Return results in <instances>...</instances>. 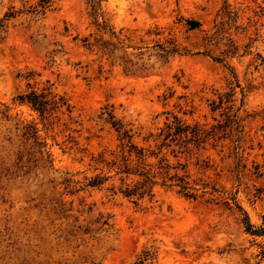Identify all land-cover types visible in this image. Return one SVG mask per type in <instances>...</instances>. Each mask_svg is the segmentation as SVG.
<instances>
[{
  "label": "rangeland",
  "instance_id": "1",
  "mask_svg": "<svg viewBox=\"0 0 264 264\" xmlns=\"http://www.w3.org/2000/svg\"><path fill=\"white\" fill-rule=\"evenodd\" d=\"M37 1L0 0V20L15 13L0 31V105L37 120L14 97L48 79L73 106L74 122L48 132L51 169L0 182V264H132L141 250L153 251L147 264H264V238L222 204L230 193L252 224L264 219V0H101L95 14L89 0H50L33 15ZM159 44L179 53L158 58ZM233 80L243 94L244 160L236 165L226 147L166 151L171 162L186 163L190 181L208 185L203 196L156 185L152 199L135 203L111 191V181L73 193L60 183L68 173L84 183L106 171L100 156L111 159L119 139L104 111L129 123L142 144L173 115L210 121L208 99ZM55 201L67 210L56 211Z\"/></svg>",
  "mask_w": 264,
  "mask_h": 264
},
{
  "label": "trees",
  "instance_id": "2",
  "mask_svg": "<svg viewBox=\"0 0 264 264\" xmlns=\"http://www.w3.org/2000/svg\"><path fill=\"white\" fill-rule=\"evenodd\" d=\"M101 0H89L95 14L100 9ZM51 5L50 0H38L36 4L29 6L28 12L33 15L44 13ZM14 12L6 13L0 20V31L5 26L4 20L14 16ZM192 26H197L196 21H190ZM106 30L105 25L100 26ZM115 36L114 31H108ZM90 36V35H89ZM89 36L83 37L82 44L90 50L93 43ZM117 38V37H116ZM212 36L204 38L208 43ZM108 48L106 45L101 47L102 51ZM109 52H113L112 49ZM179 53L176 45L167 47L158 45L156 56L161 59ZM203 54L210 56L216 61H223L222 57L209 55L208 50ZM101 71V67L99 69ZM29 72L26 77H29ZM179 83V78L176 77ZM239 83L236 80L228 81L225 90H214V97L208 99V110L211 120L186 122L173 115L171 119L164 121L163 126L158 128L157 133H148L139 144L134 140L135 133L129 127V123L123 122L114 116L111 110L104 111L105 120L118 134V150L114 151L111 159H104L100 156L99 162L106 169L104 173H99L91 177H83L82 183L74 180L68 173V179L60 183H68V192L73 193L85 187H97L111 181L109 189L120 193L123 197L131 199L133 202L147 199L154 196L156 185L167 188H176L177 192L186 198L196 199L203 196L208 188L205 183L190 181L186 163L180 161L171 162L166 151L173 157L177 154L193 153L205 149L219 147L222 150L226 147L228 154L232 155L239 165L243 158V144L246 142L244 137L243 119L240 111L243 107V94L237 97L236 88ZM14 100L20 104H26L36 114L37 120L19 119L11 116L7 105H0V182H6L20 178L22 180L35 178L42 175L45 171L52 168V157L47 143L50 132L54 125L63 122L65 125L73 120V106L68 98L56 91L53 84L47 79L40 88L27 83L26 89L15 95ZM199 160L195 164H198ZM199 168L206 167L207 161ZM244 166V165H243ZM256 169L258 166L256 165ZM103 171V169H102ZM110 172H113L110 174ZM117 182V185H115ZM199 184V185H197ZM212 190L216 189L212 187ZM224 199L222 204L227 209H237L243 215L242 224L244 230L255 236L264 238V219L258 226L252 224L247 213L237 203L235 197L230 193L223 192ZM212 195L211 192H209ZM215 197L208 200L213 201ZM54 208L58 212H65L60 201ZM68 210H70L68 208ZM100 227L106 231L110 226L107 219L100 221ZM89 232L88 229L83 230ZM264 249V242L262 245ZM153 258V251L141 250L135 257L132 264H147Z\"/></svg>",
  "mask_w": 264,
  "mask_h": 264
}]
</instances>
